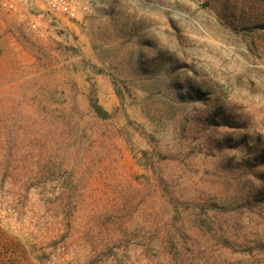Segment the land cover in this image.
<instances>
[{"label":"rangeland","instance_id":"374dc122","mask_svg":"<svg viewBox=\"0 0 264 264\" xmlns=\"http://www.w3.org/2000/svg\"><path fill=\"white\" fill-rule=\"evenodd\" d=\"M90 5L0 15V264H264V0Z\"/></svg>","mask_w":264,"mask_h":264},{"label":"built area","instance_id":"2783aa9c","mask_svg":"<svg viewBox=\"0 0 264 264\" xmlns=\"http://www.w3.org/2000/svg\"><path fill=\"white\" fill-rule=\"evenodd\" d=\"M90 8V0H0V15L27 25L36 34H41V21L60 29L63 20L76 22Z\"/></svg>","mask_w":264,"mask_h":264},{"label":"trees","instance_id":"16d2710c","mask_svg":"<svg viewBox=\"0 0 264 264\" xmlns=\"http://www.w3.org/2000/svg\"><path fill=\"white\" fill-rule=\"evenodd\" d=\"M94 108L99 116L106 115V113L102 112L98 107L95 106ZM9 167L10 162L8 160H4L0 164V204H4L6 208L11 207L14 203L24 204V202L29 200V184L32 183L34 178L25 177L23 178L24 181H22V178L19 179L16 175L9 173ZM54 200L56 203H54V201L52 202V206L54 205L52 211L60 216L61 220V230H58L61 233L59 235L60 238L66 240L70 238L71 231H73L75 226L74 221H72L73 208L71 206V198L69 194L65 193V197L63 199L62 191L57 194V197ZM107 249H111V245H109Z\"/></svg>","mask_w":264,"mask_h":264}]
</instances>
